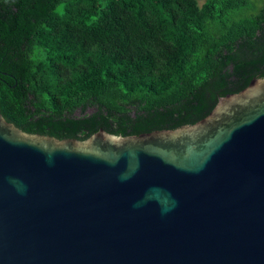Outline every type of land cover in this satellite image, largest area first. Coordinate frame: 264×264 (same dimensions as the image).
Returning <instances> with one entry per match:
<instances>
[{"label": "water", "instance_id": "obj_1", "mask_svg": "<svg viewBox=\"0 0 264 264\" xmlns=\"http://www.w3.org/2000/svg\"><path fill=\"white\" fill-rule=\"evenodd\" d=\"M0 264H264V78L126 137L29 134L0 108Z\"/></svg>", "mask_w": 264, "mask_h": 264}, {"label": "trees", "instance_id": "obj_2", "mask_svg": "<svg viewBox=\"0 0 264 264\" xmlns=\"http://www.w3.org/2000/svg\"><path fill=\"white\" fill-rule=\"evenodd\" d=\"M258 78L250 0H0V108L29 134L174 130Z\"/></svg>", "mask_w": 264, "mask_h": 264}, {"label": "rangeland", "instance_id": "obj_3", "mask_svg": "<svg viewBox=\"0 0 264 264\" xmlns=\"http://www.w3.org/2000/svg\"><path fill=\"white\" fill-rule=\"evenodd\" d=\"M207 0H198V3L200 6H202ZM251 1V7L254 10H258L264 5V0H250ZM59 10H62V7H60Z\"/></svg>", "mask_w": 264, "mask_h": 264}]
</instances>
